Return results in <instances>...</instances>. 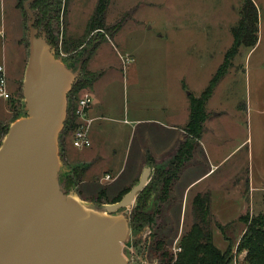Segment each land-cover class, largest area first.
I'll return each instance as SVG.
<instances>
[{
  "label": "rangeland",
  "instance_id": "obj_1",
  "mask_svg": "<svg viewBox=\"0 0 264 264\" xmlns=\"http://www.w3.org/2000/svg\"><path fill=\"white\" fill-rule=\"evenodd\" d=\"M28 1L0 0V64L7 66L10 89L17 101L13 109L9 104L4 110L0 106V147L10 125L27 113L22 88L30 53V16L25 10ZM100 1L64 0L62 12L66 9V16L56 26L61 33L59 49H55L62 61L71 56L75 61L85 59L86 70L94 76L85 75L90 85L81 91L79 98L99 80L97 87L104 89L107 100L110 98L117 108L114 116H107L111 118L107 123H110L111 133L116 134V151L120 154L123 171L116 181L106 182L108 196L105 189L99 191L103 184L101 178L117 170L109 167L111 156L107 155L88 169L87 150L79 151L72 145L67 124L69 113L59 138L65 191L89 208L102 211L105 204L117 198L124 182L132 176L136 159L142 157L139 150L146 141L143 135L159 142L164 133L163 139L169 145L174 137L170 130L150 123L131 133V121L153 119L164 125L184 126L182 119L188 114L184 107L189 96L199 97L207 89L232 48L231 31L237 27L245 0H110L104 29L90 30L89 24ZM253 2L259 11V42L252 50L240 48L230 60L228 74L207 103L210 113L200 149L204 165L184 173L179 185L177 183L172 190L175 200L172 198L161 207L163 184L159 172L168 170L169 164L159 166L153 161L148 165L152 173L147 188L137 196L132 207L118 211L133 218L134 209L146 205L145 211L154 219L151 224L138 227L131 218L130 235L124 244L129 264L144 261L161 264L151 253L154 237L163 241L176 259L180 252L175 253V245L178 246L184 230H189L194 223L191 208L194 197L198 191H206V187L219 198L228 192L231 199L227 201L229 204L217 207L221 213H216L214 208V217L221 224L232 223L225 233L215 223L211 224L214 243L221 250L227 245L238 264H246L243 259L246 252L237 253L247 229L246 215L256 217L264 212V0ZM32 5L29 9L35 15ZM67 39L80 45L65 53L62 43ZM128 57L133 63L125 66L123 59ZM81 62L76 67L73 64L72 69L77 71ZM67 64L70 66L71 62ZM82 72L83 69L80 78L84 77ZM74 102L70 93L68 104ZM164 140L156 148H168ZM148 152L145 150V159L151 156ZM210 155L214 162L230 156L217 173L191 191L183 221L180 214L182 188L208 170L206 159ZM78 168L85 170L82 181L68 186L70 178L77 180L75 169ZM140 177L141 174L127 188L132 189ZM88 197L91 199L86 201Z\"/></svg>",
  "mask_w": 264,
  "mask_h": 264
},
{
  "label": "water",
  "instance_id": "obj_2",
  "mask_svg": "<svg viewBox=\"0 0 264 264\" xmlns=\"http://www.w3.org/2000/svg\"><path fill=\"white\" fill-rule=\"evenodd\" d=\"M34 1L25 5L30 16L22 88L27 113L10 125L0 147V264H129L124 244L132 216L118 211L133 206L152 169L146 168L127 194L102 211L67 194L59 138L85 59L77 71L60 60L36 27L29 9Z\"/></svg>",
  "mask_w": 264,
  "mask_h": 264
},
{
  "label": "trees",
  "instance_id": "obj_3",
  "mask_svg": "<svg viewBox=\"0 0 264 264\" xmlns=\"http://www.w3.org/2000/svg\"><path fill=\"white\" fill-rule=\"evenodd\" d=\"M65 1L68 2V0ZM109 1H100L95 16L89 24L90 30L104 29ZM66 2L65 6L67 5ZM63 4L64 0H35L31 6L37 17V28L42 29L46 33L49 43L56 49H59L58 37L61 33V31H57L58 29L56 30V26L59 25L60 19H65L66 16V9L62 12ZM241 9L237 27L231 31L234 43L226 54L225 61L218 69L216 75L210 80L206 87L207 89L199 97L193 94L189 96L191 109L190 121L185 128L187 138L179 145L177 155L168 162L169 169H163V171L159 172V177L163 184V195L160 198L161 207L170 200L173 188L201 145L205 132V124L209 117L207 103L215 93L218 84L228 74L230 60L238 54L240 48L245 47L252 50L259 42V11L255 3L253 0H245ZM77 45L79 46L80 42L71 39L64 40L62 43L65 53L76 50ZM72 58L71 56L63 62H71L70 67H73V64L76 67V64L81 61L78 59L75 61ZM82 69L84 77L80 79L70 92L75 100L74 104L68 107L69 119L67 124H69L70 138L77 126L75 105L79 99L78 95L90 85L89 78L85 75L93 76L92 73L86 70V64L83 65ZM7 102L11 109L17 104L14 96ZM153 161L152 157H149V164ZM84 173L85 170L75 169V178L78 181H73V178H70L68 186L71 183L76 184V182H81ZM130 190V188H127L121 191L117 198L112 200V203H117ZM100 196H102V193L99 195V198H101ZM194 198L192 204L194 223L189 230H184L178 243L181 252L177 255L176 259L172 252L164 245L163 241L156 237L151 242V253L155 254L161 264H232L235 260L232 250H220L213 242L214 235L213 229H211V224L215 223L216 227L222 233H225L226 227L230 224L222 226L215 219L214 214L211 212L212 198L210 192L198 193ZM145 209L146 205L138 206L134 209L132 220L133 222L135 221L138 227L142 224L149 225L154 220L153 216L148 214ZM246 225L247 229L239 242L237 253L246 252L244 257L246 264H264V212L256 217H251L248 213L246 215Z\"/></svg>",
  "mask_w": 264,
  "mask_h": 264
},
{
  "label": "crops",
  "instance_id": "obj_4",
  "mask_svg": "<svg viewBox=\"0 0 264 264\" xmlns=\"http://www.w3.org/2000/svg\"><path fill=\"white\" fill-rule=\"evenodd\" d=\"M0 65H4V63L0 64ZM98 81L95 84L93 83L94 84L93 87L90 89V91H88V93L93 98V104H92L91 110L89 111V114H88V119L90 120V122H89L90 123L89 135H90V139H92V146L87 148V149H84V150H87L85 152L87 155V159H85V160H86V162H88V165H89L88 169H90L91 166H95L97 163L102 162L103 158L107 157V155L111 156V158L109 159V162H110L109 167L115 168L117 170L115 172L109 171L105 177L101 178L100 182L103 184H102V187L99 191V192H101L102 189H105L107 191V196H108V190H107V187L105 186L106 182L116 181L118 176L121 175L123 169L120 168V165H121V163H120L121 161L119 159L120 154L118 151H116V146H117L116 141H115L116 140V134L111 133V130L109 128L110 123H107V122L111 121V118H109L107 116H111V117L114 116L117 113V108L112 105V103L110 102L111 101L110 98H109V101L107 100V95H106V92L104 91V89L100 90V87H97ZM187 103H186V106L184 108H186L185 111H187L188 114H186V116H184L182 119L184 121L183 122L184 126H182V128H181V126H178L181 124H177V125H167L166 124V125H164L163 122L161 123V122H158V120H153V119H146V120L136 119L134 121H131V122H133L131 133L132 132L136 133L141 126H143L146 123H150V124L157 125V127H159V128H164V129L170 130L171 134H174L173 135L174 137L171 138L170 145H169V143H166V141L163 139L164 135H165L164 133H162V135H161L162 139L159 138L160 139L159 142H153V140H150L149 137L143 135L145 137L146 141H145L144 145L141 147V150H139V153L142 154V157L140 159H136L137 165H136V167L133 168L134 171L132 173V176L129 177V179L126 182H124V184H123L124 187L121 191H123L125 188L129 187L130 184L132 183V181L135 180L138 176H140V174L142 176L143 171L146 168H148L149 158H147V159L144 158L145 154H146L145 150L149 151L148 153H150V155H151L149 157H152V159L154 160L156 165H159V166L163 165L164 163L171 161L177 155V153H178L177 150H178L179 145L187 138L185 128L188 125L187 123H189L190 120L188 121L186 119L187 118L190 119V109H191L190 103L189 102H187ZM6 105H8L7 101L0 100L1 110L2 109L4 110L6 108ZM124 122L128 123L127 121H124ZM165 126L167 128H165ZM151 137H153V136H151ZM153 139L156 140L157 137H153ZM162 140L165 141V145H167L168 148H163V149L156 148V146H161ZM201 147L202 146L200 145V147L197 149V153L194 155V158L191 160V162L186 166L187 168L183 171L182 175L180 176V179L182 178L184 173H186L188 170L193 169L195 171L196 169H200L201 166L204 165V163H203L204 159L202 156V152L200 151ZM85 153H83V154H85ZM229 156L230 155L225 156L219 162L218 161L214 162V160H212V156L210 155L209 159H206V162H207L206 166H209L208 170L205 173L201 174L199 177H195L196 178L195 180L188 182L189 184L182 188L183 192L181 193V197H180V199L182 201L180 214L183 215V217H184L183 221H185V218L187 215L186 212L188 210V202L190 199L189 194H191V191H193L195 189V187L204 183V181L209 179L212 175L217 173L221 169L225 160ZM107 176H111V179L106 180ZM180 179H179V181H180ZM179 181L177 182L178 185H179ZM206 188H205L206 191H198L196 194L204 193V192H210L211 198H212L211 212L214 214V208H216L217 209L216 213H218V214L221 213L220 209H218L217 207H221L222 204H226V205L229 204V203H227V201H229L231 199L229 197L228 192L225 193L224 195L221 194L222 197L219 198L216 194H214L210 190L207 191ZM121 191H119V193ZM113 194H116V193H113ZM172 196L173 195L171 194L169 201L174 199ZM113 197H114V195H113ZM90 199L91 198L88 197L85 200L88 201ZM223 200H225V201H223ZM191 208H192V206H191ZM216 220L219 224H221L217 218H216ZM228 224H232V223H227V225ZM221 225L227 226V225H223V224H221ZM178 242H179V240H178ZM213 242H214V236H213ZM227 248H228V246L226 245L225 250H227ZM225 250H222V251H225ZM237 261L238 260L236 259V256H235V260L232 264H238Z\"/></svg>",
  "mask_w": 264,
  "mask_h": 264
},
{
  "label": "built area",
  "instance_id": "obj_5",
  "mask_svg": "<svg viewBox=\"0 0 264 264\" xmlns=\"http://www.w3.org/2000/svg\"><path fill=\"white\" fill-rule=\"evenodd\" d=\"M125 66H129L133 63V59L130 57L123 59ZM14 94L10 89V82L8 79V72L6 65H0V100L8 101L12 99ZM93 104L92 96L87 92L79 98L75 105V116H76V128L73 130L71 135L72 145L79 151H84L92 146V139L89 135L90 120L88 119L89 111ZM111 176H107L106 180H110ZM175 253L181 252V248L175 245ZM143 264H149L144 261Z\"/></svg>",
  "mask_w": 264,
  "mask_h": 264
}]
</instances>
